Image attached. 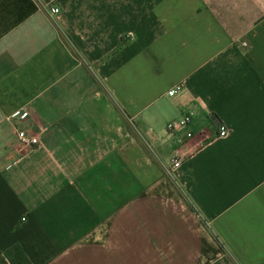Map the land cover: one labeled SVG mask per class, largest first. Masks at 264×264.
Wrapping results in <instances>:
<instances>
[{"label": "crops", "instance_id": "1", "mask_svg": "<svg viewBox=\"0 0 264 264\" xmlns=\"http://www.w3.org/2000/svg\"><path fill=\"white\" fill-rule=\"evenodd\" d=\"M14 247L264 264V0H0V264Z\"/></svg>", "mask_w": 264, "mask_h": 264}, {"label": "built area", "instance_id": "2", "mask_svg": "<svg viewBox=\"0 0 264 264\" xmlns=\"http://www.w3.org/2000/svg\"><path fill=\"white\" fill-rule=\"evenodd\" d=\"M51 13L53 15H58L60 13V9L54 8L51 10ZM185 84L179 83L177 84L173 89H171L168 94L169 96L173 97L179 94H182L185 91ZM193 122V117L191 114H183L178 120L171 121L167 124L166 128L169 133H175V132H185L186 137L192 138L193 132L190 130V126ZM228 135V129L225 125H220L219 127V136L220 137H226ZM17 137L19 143L25 147V148H32L35 146L40 145V139L38 136H34L32 133H29L26 130H21L17 132ZM181 165V157L176 158L173 162V167H171V171L175 168H179Z\"/></svg>", "mask_w": 264, "mask_h": 264}, {"label": "trees", "instance_id": "3", "mask_svg": "<svg viewBox=\"0 0 264 264\" xmlns=\"http://www.w3.org/2000/svg\"><path fill=\"white\" fill-rule=\"evenodd\" d=\"M6 256L12 264H29L24 253L18 247H14L6 252Z\"/></svg>", "mask_w": 264, "mask_h": 264}]
</instances>
